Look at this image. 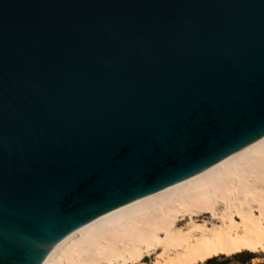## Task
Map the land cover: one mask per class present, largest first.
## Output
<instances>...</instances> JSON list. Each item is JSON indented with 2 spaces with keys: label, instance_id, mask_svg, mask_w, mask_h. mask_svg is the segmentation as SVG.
<instances>
[{
  "label": "water",
  "instance_id": "1",
  "mask_svg": "<svg viewBox=\"0 0 264 264\" xmlns=\"http://www.w3.org/2000/svg\"><path fill=\"white\" fill-rule=\"evenodd\" d=\"M264 136V0H0V264Z\"/></svg>",
  "mask_w": 264,
  "mask_h": 264
},
{
  "label": "bare ground",
  "instance_id": "2",
  "mask_svg": "<svg viewBox=\"0 0 264 264\" xmlns=\"http://www.w3.org/2000/svg\"><path fill=\"white\" fill-rule=\"evenodd\" d=\"M264 254V136L57 242L41 264H203Z\"/></svg>",
  "mask_w": 264,
  "mask_h": 264
},
{
  "label": "rangeland",
  "instance_id": "3",
  "mask_svg": "<svg viewBox=\"0 0 264 264\" xmlns=\"http://www.w3.org/2000/svg\"><path fill=\"white\" fill-rule=\"evenodd\" d=\"M215 261L225 264H264V254H249L246 252L231 257L221 256L215 258ZM208 262L203 264H208Z\"/></svg>",
  "mask_w": 264,
  "mask_h": 264
},
{
  "label": "trees",
  "instance_id": "4",
  "mask_svg": "<svg viewBox=\"0 0 264 264\" xmlns=\"http://www.w3.org/2000/svg\"><path fill=\"white\" fill-rule=\"evenodd\" d=\"M208 264H225V263H218L217 261H215V259H213L209 261Z\"/></svg>",
  "mask_w": 264,
  "mask_h": 264
}]
</instances>
